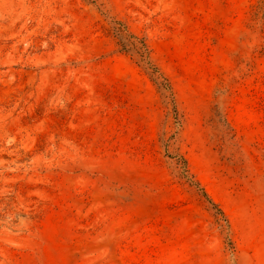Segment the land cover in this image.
<instances>
[{
  "label": "rangeland",
  "instance_id": "374dc122",
  "mask_svg": "<svg viewBox=\"0 0 264 264\" xmlns=\"http://www.w3.org/2000/svg\"><path fill=\"white\" fill-rule=\"evenodd\" d=\"M0 264H264V0H0Z\"/></svg>",
  "mask_w": 264,
  "mask_h": 264
},
{
  "label": "trees",
  "instance_id": "16d2710c",
  "mask_svg": "<svg viewBox=\"0 0 264 264\" xmlns=\"http://www.w3.org/2000/svg\"><path fill=\"white\" fill-rule=\"evenodd\" d=\"M116 30H118L117 33L120 36L121 43H122L123 47L125 48L126 47L125 45H127V44L125 42L126 36L124 34V31L122 29H120V28H117ZM132 37L135 38V41L130 42V44L136 48V50L139 52V54L142 57V59L146 60L149 63V65L151 66L152 64H151L150 60H148V48H147L145 42L143 40H139L134 35ZM139 43H140V45L142 47L139 46ZM152 67H153L154 72L157 73V71H158L157 68L154 67V66H152ZM220 211L222 213V210H220Z\"/></svg>",
  "mask_w": 264,
  "mask_h": 264
}]
</instances>
